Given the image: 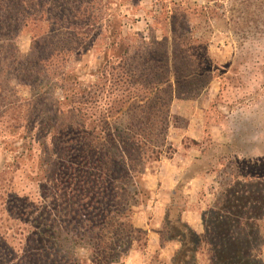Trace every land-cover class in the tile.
Wrapping results in <instances>:
<instances>
[{"label":"rangeland","instance_id":"374dc122","mask_svg":"<svg viewBox=\"0 0 264 264\" xmlns=\"http://www.w3.org/2000/svg\"><path fill=\"white\" fill-rule=\"evenodd\" d=\"M139 1L96 0L102 13V35L90 52L66 59V76H42L35 83H26L12 74V65L3 67L0 52V264H33L36 259L44 263L36 237L40 226L35 224L44 217L52 224L73 222L69 236L63 228L54 227L64 236L60 243L66 253L53 251L52 261L104 264L105 256L95 255L93 248L110 251V240L117 238L114 243L121 241L120 246L131 240L127 230H139L133 217L153 204L146 180L155 175L159 161L174 155L181 146V134L191 129L200 138L182 140L194 162L183 181L192 177L203 181L199 206L204 209V230L215 227L224 193L233 202L252 194L251 221L244 219L242 227L251 232V223H255L252 231L258 229L264 236V0H141L142 5ZM33 34L28 26L14 40L21 54L30 51ZM126 51L142 62L151 54L168 60L165 67H176L185 76L196 69L201 73L177 85L169 104L167 129L159 125L150 133L144 118L137 119L141 109L131 116L125 112L134 104H113L115 97L124 94L125 86L115 91V84H119V66ZM75 79L84 86L76 85ZM86 86L103 88L100 102L91 109L72 112L62 87L71 95ZM120 109L124 112L118 114ZM119 137L135 138L140 149L132 142L120 143ZM89 143L96 151L103 148L116 161L121 151L127 156L129 171L133 170L131 177L123 171L104 176L97 166L86 163L79 178L78 160L86 156ZM79 182L84 193H77ZM259 190L262 202H256ZM74 196L84 201L75 206ZM177 198V204L169 208L175 209L173 225H164V236L188 245L174 254L173 264H215L211 248L200 245L199 235L179 221L186 202L183 195ZM260 206L262 210L256 208ZM148 212L153 214L151 209ZM78 222L83 225L78 227ZM234 229L240 231L236 225ZM99 233L108 239L102 241L108 246H98L101 241L93 237ZM133 237L140 240L114 264L129 259L133 250L144 249L146 234L133 233ZM252 242L260 244L259 238ZM127 249L122 247L119 252ZM259 250L261 247L257 250L260 256ZM67 252L74 258L71 262L62 259ZM159 262L158 256L152 260Z\"/></svg>","mask_w":264,"mask_h":264},{"label":"trees","instance_id":"16d2710c","mask_svg":"<svg viewBox=\"0 0 264 264\" xmlns=\"http://www.w3.org/2000/svg\"><path fill=\"white\" fill-rule=\"evenodd\" d=\"M95 3L96 0H0V52L3 51V54H0L4 56L3 67L6 68L12 65L10 67L12 69V74L14 73L15 77L19 80L24 79L26 83L27 81L35 83L42 76H46L47 78L48 76L54 77L56 75L66 76L67 73L63 66L66 59L89 51L96 45L98 38L102 35V13L101 9L97 7ZM28 26L31 27L32 32L34 31L33 43L28 53L21 54L13 43L22 29ZM125 57L123 65L119 66L122 75H118L117 77V82L123 85L119 86V84H115V91H120L122 90L121 87L125 86L124 94L115 97L113 104L125 105L131 102L130 106L133 104L135 106L140 105L136 108L133 105V107H130L131 109L128 108L129 110L125 113L134 116L136 113L132 112L136 111V109H141L139 111L141 115L137 117V119H140V117L144 118L145 127L149 126L148 132L150 131V133L152 129H157L159 125L161 129H167L169 125V120L167 121V119L170 117L169 104L174 99L177 85L179 86L180 83L190 77L197 78L201 73L197 72L196 69L192 72H188L185 76L182 74L183 72L176 67H174V69L165 67L166 61L168 60L165 61V59H163L161 61L152 54L148 57H144L142 59L144 62L140 61V59H136L127 51ZM151 62H154V64H151ZM165 69H167L166 73ZM75 80L77 81L76 85L84 86L83 82L77 79ZM62 90L66 92V99L71 103L72 107L69 109L72 112L91 109L93 105L100 102V96L103 94L102 87L92 88L86 86L80 89L77 88L71 95H69L67 90L63 87ZM125 91L129 93L125 95ZM143 92H147L146 96H143ZM59 103L61 104V102ZM116 111H119L117 112L118 114L124 112L121 111V109ZM159 113L160 117L157 116ZM154 119L156 121H154ZM157 119H159V122H157ZM108 135L109 139L116 147V140L113 134L110 132ZM91 136L94 135L91 134ZM138 136H140V134H138ZM119 140L122 144H131L132 142L134 146H137V150L140 149V146L136 145L135 138L129 139L119 137ZM140 142L141 141H138L139 144ZM95 148L96 146L89 143V150L86 156L78 160L79 168L82 169V166L86 163L88 165L93 164V166H97V168L102 171L104 176H116L119 172L121 173L123 171V173H126L125 175L128 173V178L131 177L129 172L131 173L133 170L131 169L129 171L127 166L128 162L125 158L127 156L124 157L121 151L119 152L120 159L116 161L115 157H111L107 152H104L102 147L103 152L100 150L96 151ZM117 150L119 149L117 148ZM113 166L115 169H112ZM83 169L77 170L76 174L78 176L80 174L79 178L85 173ZM105 169L111 171L106 174V171L109 170ZM76 187L77 193H84L86 191V189L81 186L80 182ZM261 194L262 190H259L257 192L256 202L263 201ZM222 196L223 197L219 200L220 207L217 209L218 218L215 222V227L212 229H205L203 234L199 235V244H205L208 245V248H211L213 252L212 261L215 264H264L262 258L264 236L259 234L258 229H255L254 232L252 231V229L256 228L255 223H251V232L246 231L244 227H242L243 220L251 218V211H249V208L253 198L252 194L248 198L243 196L244 199H242V201L238 198L239 200L234 202L233 200L231 201V197H227L226 193ZM74 197L72 202L75 203V206L84 201L82 197H80L79 200L76 196ZM233 198H235V195H233ZM256 208L262 210L261 206ZM234 216L238 219H234ZM51 221V219L44 217L42 221L35 222V224L40 226H38L40 232L36 234V237L45 255L42 257V261H44L43 264H57L56 261H52L51 255L53 251L58 254L66 253V251L63 250V244L60 243L64 236L62 232L55 230L57 228L54 227L63 228L64 233L68 236V231L73 227V222L69 224H67V222H64V224H57L59 222L54 221V224H52ZM87 221L92 220L89 219ZM82 223L83 222H78V227L79 225H83ZM235 225L239 227L240 231H235ZM246 226H248L247 223ZM118 228H116L117 232H124L123 229L118 231ZM127 232L131 234L129 236V238L131 237L130 243L126 241L127 244H122V246H120L121 241L114 243L117 239L115 238L109 242L111 243L113 241V244H110L112 245L110 246L113 248L112 250L107 251L105 248L103 250L105 253H103L101 250H98L97 247H94L92 250L93 253L95 255L105 256L104 264L120 262L129 254L133 243L136 240H140L138 237L134 239L133 233H137L138 236L142 235V233L144 234L141 230H133V232L127 230ZM85 235L86 233L83 234L82 237H85ZM76 236L80 237L81 232H78ZM254 237L259 238L260 244L252 242ZM93 238L97 239V241H101L98 242L99 247L103 244L108 246L107 243L102 242L104 241L103 239L108 240L103 234H96ZM68 240L67 238L66 241ZM91 243L95 245L94 242ZM145 245L146 238L144 246ZM125 246H128V249L120 253L119 249ZM258 247L262 249L259 250L261 257L257 255ZM66 258L71 262L73 256L70 252H67L62 259L65 260ZM33 264H40L39 259L33 261ZM93 264H96V262L94 261Z\"/></svg>","mask_w":264,"mask_h":264},{"label":"crops","instance_id":"0c3cea01","mask_svg":"<svg viewBox=\"0 0 264 264\" xmlns=\"http://www.w3.org/2000/svg\"><path fill=\"white\" fill-rule=\"evenodd\" d=\"M139 4L142 5L141 0ZM137 29L141 31L140 27ZM144 39L146 38L144 37ZM174 105L175 102L173 101L171 113L174 111ZM193 122L192 119L190 124ZM190 127L193 128V125L191 124ZM186 136L194 140L200 138V135L196 136L193 129L186 130L180 136L181 146L177 148L174 155L159 161L155 175L151 174V178L146 180L145 185L150 190L153 204L148 205L140 213H136L135 218L133 217L135 227L146 234V245L141 252L133 250L132 258L126 259L122 264H154L152 260L156 256L160 260L157 264H173L174 254L184 244L188 245L187 241L183 242L175 238L165 239L164 236V225H173L174 222L172 214L175 209L170 210L169 208L173 204H177L175 201L179 199L177 198L179 195H183L186 202V207L183 209L179 221L191 231L193 230L196 235L203 234L205 228L204 209H200L199 206V203H203L200 199L203 181L195 177L183 181L185 172L194 165L191 152H187L182 146V140ZM149 209L153 211V214L148 212ZM262 258L264 260V246Z\"/></svg>","mask_w":264,"mask_h":264}]
</instances>
